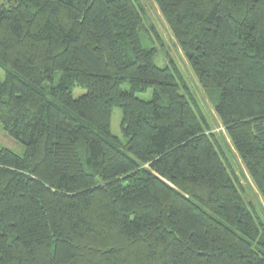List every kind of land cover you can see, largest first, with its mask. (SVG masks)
<instances>
[{"label": "trees", "instance_id": "16d2710c", "mask_svg": "<svg viewBox=\"0 0 264 264\" xmlns=\"http://www.w3.org/2000/svg\"><path fill=\"white\" fill-rule=\"evenodd\" d=\"M153 2L264 202V0ZM147 21L140 0L0 6V264H264V211Z\"/></svg>", "mask_w": 264, "mask_h": 264}, {"label": "rangeland", "instance_id": "374dc122", "mask_svg": "<svg viewBox=\"0 0 264 264\" xmlns=\"http://www.w3.org/2000/svg\"><path fill=\"white\" fill-rule=\"evenodd\" d=\"M144 3L146 12L148 14L147 24L152 25V27L157 31L158 36L160 37V41L162 45L168 50L170 58L174 60L177 67L181 71L182 80L187 87L188 91L195 97L198 101V104L205 115V118L209 125V133L214 135L217 139L218 143L221 142L223 146L226 147L227 155L229 156V163L235 171L236 175L240 180V184L244 188V196H246L252 205L257 206L259 209L264 211V202L261 196L258 193V190L254 186L250 177L248 176L245 166L242 163L239 155L234 150L231 145L228 136L226 134L225 129L218 116L215 113L213 106V98L209 97V94L204 91V89L198 83L195 75L193 74L191 68L189 67L188 62L184 58L182 52L180 51L177 43L174 41V38L170 32V29L166 25L163 20L160 12L156 8L153 0H140ZM5 0H0V6L4 5ZM158 59L160 60V64L156 61L158 66H162L163 60L165 58V53L161 50L157 52ZM76 92V91H75ZM77 93H81V91H77ZM151 91L145 94L142 98L146 101L150 100ZM121 118L122 114L119 109H114L111 117V134L121 141H123L121 134ZM0 148L9 149L12 151L19 152V146L11 140L0 128Z\"/></svg>", "mask_w": 264, "mask_h": 264}]
</instances>
